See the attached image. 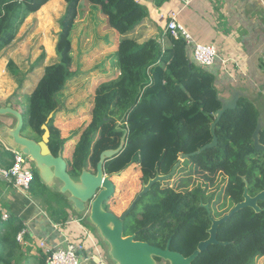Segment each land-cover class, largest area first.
<instances>
[{
	"label": "trees",
	"instance_id": "16d2710c",
	"mask_svg": "<svg viewBox=\"0 0 264 264\" xmlns=\"http://www.w3.org/2000/svg\"><path fill=\"white\" fill-rule=\"evenodd\" d=\"M50 1L0 0V54L14 42L25 20ZM81 1L65 0L67 7L60 22L56 46L59 61L46 69L28 97L24 115L25 135L29 131L33 133L31 138L41 140L44 134L42 126L54 113L48 126L51 130L49 147L55 156L64 151L65 145L72 140V136L63 138L54 123L59 95L75 75L72 71L71 35ZM88 1L101 8L110 28L123 37L115 52L119 75L97 88L91 122L81 135L79 133L68 171L76 177L84 168L95 170L102 152L120 146L124 132L117 127L122 122L121 127L128 131L127 146L106 163V174L116 175L136 165L145 181L154 178L157 172L166 175L181 153L197 152L212 142L214 114L222 107L221 92L216 85L217 75L210 70L212 67L203 68L189 57L191 48L183 39H173V47L163 49L157 39L138 44L129 38L149 16L147 7L137 0ZM167 1L155 0V4L162 6ZM13 65L12 61L8 64L9 67ZM11 69L14 74L15 69ZM23 85L22 82L20 87ZM260 117L261 113L252 100L241 99L237 109L226 112L217 125L218 147L204 153L210 160L217 157L214 166L209 168L211 172L221 168L235 177L240 171L241 175H248L249 180L258 175V170L262 171L263 178L256 180L258 190L262 191L264 153L256 151L252 141ZM260 142L264 145V129L260 133ZM13 158L11 151L0 148L1 166L11 167ZM35 175L29 192L42 200L55 222L66 224L71 217V206L53 205L65 195L52 191ZM238 180L240 182V178ZM154 191L142 219L126 220L125 235L150 226L139 233L137 240L160 248H165L172 240L171 250L190 256L201 241L209 238L206 232L209 222H185L175 226L170 221L171 215L183 219L182 211L174 209L173 198L167 195L159 198ZM238 217L232 226L223 228L220 238L236 244L211 246L193 264H256L257 260L264 258V221L258 218L249 221L248 210ZM24 228V222L17 214L8 224H3L0 215V264L20 261L17 236ZM158 261L162 262L161 259Z\"/></svg>",
	"mask_w": 264,
	"mask_h": 264
},
{
	"label": "crops",
	"instance_id": "0c3cea01",
	"mask_svg": "<svg viewBox=\"0 0 264 264\" xmlns=\"http://www.w3.org/2000/svg\"><path fill=\"white\" fill-rule=\"evenodd\" d=\"M137 2L147 7L149 16L146 19L160 31L153 39H157L163 49L172 48L174 38L170 34L166 35L162 27L169 20V13H178L179 22L198 43L216 45L221 54L220 60L229 59V71L222 68L221 61L210 69L217 75L216 85L221 92L220 96L228 97L233 89L243 90L256 108L263 110L264 0H168L162 6H157L155 0ZM146 19L129 38L134 39L133 35L145 25ZM189 57H193L192 48ZM2 147L6 148L0 141ZM4 213L10 214L9 220L2 219ZM15 214L23 220L27 234L22 243L17 241L20 261L12 264H44L45 251L41 244L46 243L51 248L64 247V236L85 243L84 264H98V257L103 264H113L101 240L94 234L89 223L83 221L84 217L79 219L71 210L70 220L66 224H58L41 199L35 198L30 192H19L0 177V215L3 224H8Z\"/></svg>",
	"mask_w": 264,
	"mask_h": 264
},
{
	"label": "rangeland",
	"instance_id": "374dc122",
	"mask_svg": "<svg viewBox=\"0 0 264 264\" xmlns=\"http://www.w3.org/2000/svg\"><path fill=\"white\" fill-rule=\"evenodd\" d=\"M66 7L65 0H51L47 6L25 20L14 42L0 54V105L12 103L25 115L28 97L44 76L46 69L59 61L56 46L61 31L60 22ZM79 10L71 35L74 59L72 71L75 75L59 95V108L55 113L54 123L63 138L72 136V140L65 145L63 151L67 162L72 158L80 135L91 122L97 88L119 74L115 52L118 49V42L123 39L110 28L99 6L82 0ZM159 32L156 25L146 19L145 25L133 36L138 44H143L156 37ZM10 61L14 63L13 67L8 66ZM11 68L15 69L14 74ZM22 82L24 85L20 87ZM261 113L264 114V107ZM23 134L25 135V131ZM26 134L27 137L33 135L29 131ZM138 168L139 166H131L121 175L114 177L117 192L105 203L106 209L108 207L110 211L121 216L135 192L139 190ZM63 199L54 201L53 205L63 207L68 205L67 195ZM75 216L79 219L83 217L76 213ZM83 221L87 223L85 219ZM89 225L99 239L95 228ZM101 244L106 249L107 246Z\"/></svg>",
	"mask_w": 264,
	"mask_h": 264
},
{
	"label": "water",
	"instance_id": "95a60500",
	"mask_svg": "<svg viewBox=\"0 0 264 264\" xmlns=\"http://www.w3.org/2000/svg\"><path fill=\"white\" fill-rule=\"evenodd\" d=\"M247 96L245 91L233 89L228 97H220L222 107L214 114L216 121L211 127L213 140L195 154L218 147L217 125L226 112L237 109L239 101L243 98H248ZM0 117V141L6 149L13 154L18 152L27 157L32 162L42 184L54 192L67 195V201L71 209L76 214L83 216L95 228L99 239L107 246V257L113 264H161L158 259H161L166 264H193L211 246L229 245L227 242L218 240V230L228 219L244 208H252L257 213L262 211L257 206V202L264 201V190L255 198H251L246 189L245 201L236 205L230 214L220 220L211 218L212 227L208 231L209 238L200 242L197 249L188 257L171 250L172 240L168 241L165 248L137 240L136 233L125 235L126 220L132 214L137 203L145 195L149 194L153 186L165 183L171 179L181 161L173 167L170 174H158L150 179L148 183H144L142 191L133 203L121 216H118L114 212L107 210L105 203L114 197L117 192L114 177L121 175L123 172L116 175H108L105 172V165L119 155L127 146L128 131L126 129L123 130L124 135L120 146L117 149H109L102 152L95 170L84 168L79 176L74 177L68 171V162L63 155V151H60L55 156L49 147L51 130L48 124L54 117V113L49 116L47 123L42 126L44 134L41 140H35L23 134L25 116L12 103H7L5 106L0 105ZM4 121L11 123L8 124ZM118 125H122V122H119ZM263 129L264 114L261 113L252 141L255 150L262 153H264V145L260 142V133ZM184 158L185 156L182 155L181 160ZM79 255L85 256V252L80 251Z\"/></svg>",
	"mask_w": 264,
	"mask_h": 264
},
{
	"label": "flooded vegetation",
	"instance_id": "af4514ba",
	"mask_svg": "<svg viewBox=\"0 0 264 264\" xmlns=\"http://www.w3.org/2000/svg\"><path fill=\"white\" fill-rule=\"evenodd\" d=\"M117 128L119 131L123 132V128L121 127V125H118ZM199 151H201V149ZM195 153L196 152L181 153L177 162L173 165L174 167L179 161H181L176 173L171 177L169 181L153 186L149 194L145 195L137 203L129 218L137 220L142 219L143 214L145 213V207L151 201V193L153 192V190H155L159 198H163L166 195L173 198L175 204L174 209L182 211L184 216L183 219L178 218L177 215H171L170 221L175 226L185 222H192L194 224H197L207 220L209 222V228L206 232L208 233L209 229H211L212 227L211 218L220 220L226 215L230 214L236 205L245 201L244 195L246 189L248 191V195L251 198H255L259 193L263 191L258 190V185L256 183V180H260L263 178L262 171L258 170V175L249 178V180V176L241 175L240 171L236 173L235 177H231L225 170L221 168H218V170L211 172L209 168H212L214 166L217 157L215 156L212 160H210L206 157L204 152H200L198 154ZM182 155L185 156L183 160H181ZM257 160L260 159L257 158ZM172 170L173 168L171 169V172ZM171 172H169L168 174H170ZM158 174L165 175L157 172L156 175ZM238 178H240V182ZM149 180L145 181L143 178V173L140 171V176L138 179L139 190L135 192L132 200L129 202L122 214L129 208L138 194L142 191L143 184L148 183ZM125 195L126 193L123 194V197H125ZM124 202L126 203L127 201L125 200ZM257 206L262 209L260 213H257L252 208H244L234 216H232L230 219H228L227 222L222 224L218 230V240L221 242H226L220 239L222 237L223 228L230 227L234 222H237L239 219L238 215L241 214V212H243L244 210H248L249 212V221L258 218L261 222H263L264 201H258ZM148 228H150V226L143 227L135 232L137 234V237L141 231ZM227 243L229 242L227 241ZM231 244L235 245L236 242L232 241L229 243V245ZM237 247L239 248L240 245H237ZM261 259L264 260V258ZM261 259L257 260L256 264H259V262H261L260 264H264V261H262Z\"/></svg>",
	"mask_w": 264,
	"mask_h": 264
},
{
	"label": "built area",
	"instance_id": "2783aa9c",
	"mask_svg": "<svg viewBox=\"0 0 264 264\" xmlns=\"http://www.w3.org/2000/svg\"><path fill=\"white\" fill-rule=\"evenodd\" d=\"M166 35L170 34L176 40L183 39L187 45L192 48L193 59L203 68H211L218 61H221L222 68L229 71V59L220 60L219 48L216 45H206L198 43L189 33L187 28L178 20V13H169V20L166 21L164 27ZM13 164L11 167H3L0 165V177L11 183L19 192H29L31 185L36 177L32 162L21 153H14ZM4 221L10 219L9 213L2 216ZM56 228H58L56 226ZM27 231L22 230L17 236V241L22 243ZM64 247L51 248L46 243L41 244L44 249V264H84L86 257L79 255L80 251L85 250V243H80L64 236ZM96 247V245H95ZM98 256V255H97ZM98 264H103L98 257Z\"/></svg>",
	"mask_w": 264,
	"mask_h": 264
}]
</instances>
